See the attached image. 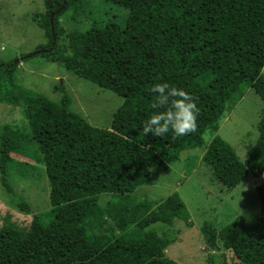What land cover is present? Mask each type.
Here are the masks:
<instances>
[{"label":"trees","instance_id":"16d2710c","mask_svg":"<svg viewBox=\"0 0 264 264\" xmlns=\"http://www.w3.org/2000/svg\"><path fill=\"white\" fill-rule=\"evenodd\" d=\"M43 1L46 12L35 22L48 43L35 53L124 102L111 128H96L72 110L64 88L52 101L17 83L14 62H0V104L22 106L28 122L27 131L0 130L2 186L14 193L9 171L16 156H26L44 166L51 206L34 214L29 228H0V264H178L166 255L170 239L149 229L188 222L182 198L174 193L154 208L132 195L156 184L154 165L168 171L182 152L202 149L204 134L216 135L249 89L264 103V0H102L128 10L126 26L93 24L68 34L60 21L70 9L78 17L87 2ZM165 82L193 97L196 130L145 136L144 122L164 110L152 108L158 94L151 88ZM258 132L246 161L221 137L210 142L202 161L221 187L264 175V118ZM18 164L29 174L30 163ZM256 191L261 213L255 223L247 226L239 217L220 232L205 224L206 246L215 256L224 259L222 245L233 264H264V185ZM102 195L111 197L105 207ZM19 208L31 212L24 201Z\"/></svg>","mask_w":264,"mask_h":264},{"label":"rangeland","instance_id":"374dc122","mask_svg":"<svg viewBox=\"0 0 264 264\" xmlns=\"http://www.w3.org/2000/svg\"><path fill=\"white\" fill-rule=\"evenodd\" d=\"M85 1L88 6L83 7V13L80 12L77 17L70 9L60 21L66 34L75 30L86 32L93 24L126 26L127 9L102 0ZM45 12L43 0H0V62H14L17 65L14 72L17 83L52 101L60 100V89L64 88L73 100L74 112L93 127L111 128L114 114L123 105L122 97L35 54L40 45L48 43L45 32L35 22ZM61 44H64V40ZM263 118L264 103L251 88L239 100L237 107L221 120L216 135L209 130L204 134L202 149L182 152L179 161L169 166L168 171L160 164L154 165L150 172L156 184L140 187L132 195L135 202L147 200L154 208L174 193L182 198L191 216L188 222L176 220L172 227L155 224L149 229L170 239L166 255L171 260L178 264H212L209 262L211 258L214 259L213 264H223L224 261L233 264L236 261L222 245L224 259L215 256L214 251L206 246L203 228L205 224H210L220 232L239 217L244 218L247 226L255 223L261 213L256 190L264 185V175L258 179L248 177L237 187L228 190L213 180L202 157L213 138L219 136L231 145L241 161H246L258 139V126ZM5 125H11L17 131L28 130L22 106L0 104V130ZM32 151L35 152L36 148ZM18 163H30L27 168L29 174H24ZM8 181L13 194L3 188L0 175V228L9 225L29 228L34 214L51 210L49 184L42 164L26 156H16ZM21 201L30 205V213L19 208ZM110 201L111 197L105 195L101 198L100 206L105 207Z\"/></svg>","mask_w":264,"mask_h":264},{"label":"clouds","instance_id":"9594fccd","mask_svg":"<svg viewBox=\"0 0 264 264\" xmlns=\"http://www.w3.org/2000/svg\"><path fill=\"white\" fill-rule=\"evenodd\" d=\"M151 92L158 94L152 108L164 110L154 112L144 122L142 131L145 136L151 133L162 137L171 131L179 137L196 130L199 109L191 95L183 89L170 87L166 82L155 84Z\"/></svg>","mask_w":264,"mask_h":264}]
</instances>
